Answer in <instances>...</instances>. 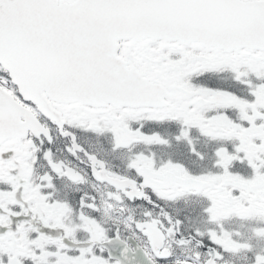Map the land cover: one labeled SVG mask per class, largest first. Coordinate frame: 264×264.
<instances>
[{
    "label": "snow or ice",
    "instance_id": "obj_1",
    "mask_svg": "<svg viewBox=\"0 0 264 264\" xmlns=\"http://www.w3.org/2000/svg\"><path fill=\"white\" fill-rule=\"evenodd\" d=\"M261 241L264 0H0V264H264Z\"/></svg>",
    "mask_w": 264,
    "mask_h": 264
},
{
    "label": "flooded vegetation",
    "instance_id": "obj_2",
    "mask_svg": "<svg viewBox=\"0 0 264 264\" xmlns=\"http://www.w3.org/2000/svg\"><path fill=\"white\" fill-rule=\"evenodd\" d=\"M202 205L199 202L196 201H191L187 205L181 204L178 207L183 209L185 214H191L194 218H197L200 207ZM229 228L241 231L244 233L245 237H248L251 235V228L253 225H244L242 226L240 222L238 221H233L228 225ZM258 248L259 247H264V241L258 242ZM133 247H136L135 242H133ZM117 256H119V250L115 253ZM130 259L132 260V264H147V260L143 256L142 252H138L135 257H131L130 254ZM231 264H248V261L244 258V256H239V257H233L231 258Z\"/></svg>",
    "mask_w": 264,
    "mask_h": 264
}]
</instances>
